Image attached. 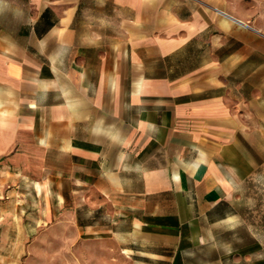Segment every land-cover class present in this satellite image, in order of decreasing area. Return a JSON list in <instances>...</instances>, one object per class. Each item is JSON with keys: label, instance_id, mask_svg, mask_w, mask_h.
I'll use <instances>...</instances> for the list:
<instances>
[{"label": "crops", "instance_id": "0c3cea01", "mask_svg": "<svg viewBox=\"0 0 264 264\" xmlns=\"http://www.w3.org/2000/svg\"><path fill=\"white\" fill-rule=\"evenodd\" d=\"M255 96L264 0H0V264H264Z\"/></svg>", "mask_w": 264, "mask_h": 264}, {"label": "rangeland", "instance_id": "374dc122", "mask_svg": "<svg viewBox=\"0 0 264 264\" xmlns=\"http://www.w3.org/2000/svg\"><path fill=\"white\" fill-rule=\"evenodd\" d=\"M254 125L253 127L243 128V130H253L255 138L257 140L256 145L259 148L261 157L257 159V170L248 183L246 189L243 191L246 211L252 216L264 217V125L261 126L262 118H264V112L262 111L261 102L256 101L254 103ZM261 220V219H260ZM49 241V242H48ZM57 242V244H56ZM46 251H50L44 255H41V263L43 264H68L69 254L68 251L63 249V244L58 240H45L43 243ZM37 259L38 256H35Z\"/></svg>", "mask_w": 264, "mask_h": 264}]
</instances>
